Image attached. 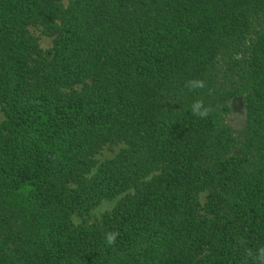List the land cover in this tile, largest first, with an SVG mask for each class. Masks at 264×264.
<instances>
[{
    "label": "trees",
    "instance_id": "16d2710c",
    "mask_svg": "<svg viewBox=\"0 0 264 264\" xmlns=\"http://www.w3.org/2000/svg\"><path fill=\"white\" fill-rule=\"evenodd\" d=\"M238 98L242 132L226 122ZM0 104V264H254L264 0H0Z\"/></svg>",
    "mask_w": 264,
    "mask_h": 264
},
{
    "label": "rangeland",
    "instance_id": "374dc122",
    "mask_svg": "<svg viewBox=\"0 0 264 264\" xmlns=\"http://www.w3.org/2000/svg\"><path fill=\"white\" fill-rule=\"evenodd\" d=\"M31 31L39 39V42L43 49L48 50L52 49L55 46V37L45 35L42 30L37 27L31 28ZM230 106L232 108V111L226 117V122L238 132H242L246 124V110L244 103L242 99L238 98L231 101ZM4 119L5 115L2 109V105L0 104V124ZM120 148L121 146H108L96 156V160L101 163L105 160L111 159L119 151ZM207 195V192L201 194L200 201L202 205L205 204ZM118 199L119 198L104 200L87 217H81L77 214H74L72 217L73 222L76 225L93 224L99 222L104 214L110 213L114 209Z\"/></svg>",
    "mask_w": 264,
    "mask_h": 264
},
{
    "label": "clouds",
    "instance_id": "9594fccd",
    "mask_svg": "<svg viewBox=\"0 0 264 264\" xmlns=\"http://www.w3.org/2000/svg\"><path fill=\"white\" fill-rule=\"evenodd\" d=\"M185 87L189 89V91L202 90L206 88V83L203 79H192L188 80L185 83ZM213 90H208V95H212ZM193 116L199 117L201 119L207 118L212 111L211 106H206L203 99H196L191 105L189 109ZM119 236L118 232H108L105 234V245L112 246L115 244L117 237ZM246 255L249 258L253 257V252L251 249L246 251ZM254 264H264V246L259 247L257 253L255 254Z\"/></svg>",
    "mask_w": 264,
    "mask_h": 264
}]
</instances>
